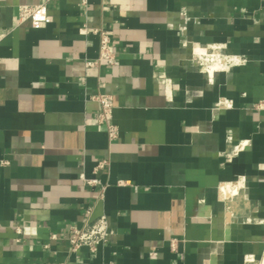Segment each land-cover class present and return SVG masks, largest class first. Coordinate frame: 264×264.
Returning a JSON list of instances; mask_svg holds the SVG:
<instances>
[{
    "label": "crops",
    "instance_id": "0c3cea01",
    "mask_svg": "<svg viewBox=\"0 0 264 264\" xmlns=\"http://www.w3.org/2000/svg\"><path fill=\"white\" fill-rule=\"evenodd\" d=\"M84 1L32 27L47 0H0V264H264V0ZM195 45L243 63L206 72Z\"/></svg>",
    "mask_w": 264,
    "mask_h": 264
},
{
    "label": "built area",
    "instance_id": "2783aa9c",
    "mask_svg": "<svg viewBox=\"0 0 264 264\" xmlns=\"http://www.w3.org/2000/svg\"><path fill=\"white\" fill-rule=\"evenodd\" d=\"M52 1L54 0H47V3L44 5L21 6L19 8L20 23L24 24L30 22L32 27H38L42 23L49 21L48 4ZM84 3H86V0ZM98 34L100 36V58L98 63L106 61L110 65H113L114 55L111 51V38L104 31H99ZM193 50L196 54L199 52L198 50L203 51L199 61L202 67H206V72L226 71L243 63L239 57L224 55V47L220 45H195ZM87 65L94 66L96 63L88 62ZM93 100L99 104V110L96 114L97 123L105 126L110 139L117 138L118 128L113 124L112 120L114 110L112 97L98 94L93 97ZM226 105L231 106L230 103H227ZM263 106L264 105L260 104L258 108ZM246 147L247 143L241 144L237 146L235 150L239 151ZM103 165L104 163H101L99 167H103ZM85 182L89 185L98 184V181L85 180ZM17 233H21L20 228H17ZM71 233L72 237L69 239V243L72 251L87 247L92 253H95L100 246L105 245L112 234L106 216L101 217L94 224L86 226L85 228H72Z\"/></svg>",
    "mask_w": 264,
    "mask_h": 264
},
{
    "label": "bare ground",
    "instance_id": "6f19581e",
    "mask_svg": "<svg viewBox=\"0 0 264 264\" xmlns=\"http://www.w3.org/2000/svg\"><path fill=\"white\" fill-rule=\"evenodd\" d=\"M199 52L196 54V58H200L201 57V54L203 53L202 50H198ZM211 71V70H210ZM212 72V71H211Z\"/></svg>",
    "mask_w": 264,
    "mask_h": 264
}]
</instances>
